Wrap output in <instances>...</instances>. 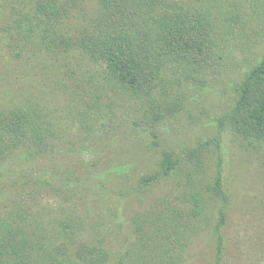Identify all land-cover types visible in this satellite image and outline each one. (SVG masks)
<instances>
[{
  "label": "trees",
  "instance_id": "obj_1",
  "mask_svg": "<svg viewBox=\"0 0 264 264\" xmlns=\"http://www.w3.org/2000/svg\"><path fill=\"white\" fill-rule=\"evenodd\" d=\"M261 40L264 0H37L32 10L9 16L0 25V48L10 65L25 52L40 58L54 85L75 87L68 97L84 101L85 109L76 112L92 129L95 123L86 122L87 109H97L99 119L109 116L106 103L114 99L112 94L136 102L140 123L158 125L165 116L175 118L186 106L178 87H187L190 80L218 79L239 62L230 53L240 48V77L229 80L233 104L216 119L214 171L208 173L199 158L207 147L203 141L184 156L169 151L159 155L150 175L141 176L131 192L170 179L171 193L134 219L135 240L120 254L121 264H183L192 237L205 228L214 237V264H228L224 227L231 196L225 185L223 137L228 132L248 146L264 147ZM75 51L76 60H69ZM66 63L70 72L62 69ZM17 99L11 106L0 101V161L21 151V164L33 163L34 169L56 149L55 125L43 119L47 115L41 102L28 98V105ZM159 136L155 131L154 137ZM41 177L35 183L51 182L47 184L59 189L73 188L77 182L70 177L53 182L50 173ZM96 194L95 212L103 233L100 230L98 239H80L65 226L63 238L52 246L40 230L14 226L10 217L0 214V264H114L107 227L111 201L105 202L111 199L110 181L99 182ZM18 210L16 216L24 211Z\"/></svg>",
  "mask_w": 264,
  "mask_h": 264
},
{
  "label": "rangeland",
  "instance_id": "obj_2",
  "mask_svg": "<svg viewBox=\"0 0 264 264\" xmlns=\"http://www.w3.org/2000/svg\"><path fill=\"white\" fill-rule=\"evenodd\" d=\"M36 3L37 0H0V25L9 16L29 12ZM263 45L261 40L260 46ZM231 51L239 62L218 79L214 77L216 82L213 83V78L206 83L190 80L187 87H178L179 94L186 98V106L175 118L165 116L158 125L140 123L136 102L126 95L112 94V103H106L112 113L109 116L99 119L97 109H87L86 122L95 123L92 129L85 126L76 112L85 109L84 101L68 97L75 90L73 85H54L42 70L40 58L29 52L12 60L10 65L11 59L0 48V101L3 105L17 98L19 103L28 105L31 104L28 98L41 102V110L47 115L43 119L55 125L53 140L57 144L51 157L35 163L34 169L33 163L21 164V151L0 161V214L10 217L14 226L40 230L43 240L52 246L63 238L65 226L80 239H98L100 230L103 233L95 212L96 192L99 182L109 180L111 199L105 200L108 204L111 201L109 247L115 253L114 264H121L120 254L135 240L134 219L171 193L170 179L148 190L131 192L141 176L150 175L156 158L164 151L184 156L189 148L203 141L207 147L199 158L208 173L214 171L216 119L233 104L229 80L239 79L244 61L240 48ZM76 53L69 55V60L75 61ZM66 64H61L63 70L69 69ZM99 70L100 66L96 68L97 75ZM155 131L160 135L158 138L154 137ZM223 151L225 185L231 196L230 217L224 227L228 264H264V147L248 146L226 132ZM49 173L53 182L61 183L67 177L77 182L73 188L64 189L47 184L51 182L35 183L37 177ZM82 176L87 179H79ZM121 189L126 192L120 193ZM19 207L24 211L16 216ZM191 241L183 264H214L215 242L211 231L205 228Z\"/></svg>",
  "mask_w": 264,
  "mask_h": 264
}]
</instances>
